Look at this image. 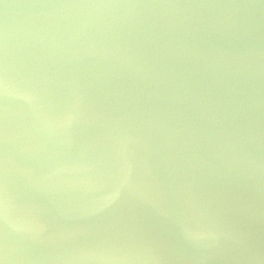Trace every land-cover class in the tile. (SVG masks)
<instances>
[{
	"label": "water",
	"instance_id": "1",
	"mask_svg": "<svg viewBox=\"0 0 264 264\" xmlns=\"http://www.w3.org/2000/svg\"><path fill=\"white\" fill-rule=\"evenodd\" d=\"M0 264H264V0H0Z\"/></svg>",
	"mask_w": 264,
	"mask_h": 264
}]
</instances>
